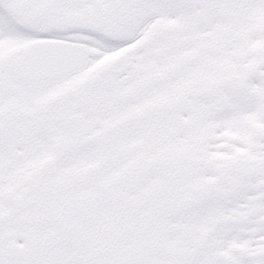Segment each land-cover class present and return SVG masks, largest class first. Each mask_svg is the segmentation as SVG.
Wrapping results in <instances>:
<instances>
[{"label": "snow or ice", "instance_id": "obj_1", "mask_svg": "<svg viewBox=\"0 0 264 264\" xmlns=\"http://www.w3.org/2000/svg\"><path fill=\"white\" fill-rule=\"evenodd\" d=\"M0 264H264V0H0Z\"/></svg>", "mask_w": 264, "mask_h": 264}]
</instances>
